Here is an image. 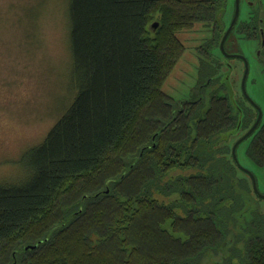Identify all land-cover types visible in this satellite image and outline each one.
<instances>
[{
  "label": "trees",
  "instance_id": "trees-1",
  "mask_svg": "<svg viewBox=\"0 0 264 264\" xmlns=\"http://www.w3.org/2000/svg\"><path fill=\"white\" fill-rule=\"evenodd\" d=\"M226 10V0H68L75 96L23 154L20 178L0 182V264H264L263 199L225 153L253 121L212 61L215 49L231 59L220 51ZM195 23L212 36L197 48V91L176 101L161 86L185 50L177 33ZM252 135L247 157L260 166L264 123Z\"/></svg>",
  "mask_w": 264,
  "mask_h": 264
},
{
  "label": "rangeland",
  "instance_id": "rangeland-1",
  "mask_svg": "<svg viewBox=\"0 0 264 264\" xmlns=\"http://www.w3.org/2000/svg\"><path fill=\"white\" fill-rule=\"evenodd\" d=\"M226 3L224 21L229 27L235 0H226ZM67 9L68 0H0V182L20 178L24 170L23 154L44 141L75 96L70 80L72 60ZM258 16L264 17V0H240L239 17L226 50L241 58L227 62L217 49L211 54L213 62H221L217 69L225 84L223 92L229 94L231 102H239L249 109L241 88L247 63L245 88L262 112L261 127L264 123V62L257 56L261 47L258 27L255 28ZM211 36L210 25L205 23H195L177 33L185 50L163 82V93L176 101L192 99L197 91L200 59L197 48ZM250 111L255 118V111ZM244 134L243 130L234 132L232 137L230 134V148L225 153L229 154ZM252 139L253 135L237 145L236 157L242 168L238 177L250 183L249 174H252L258 192L264 196V164L252 163L245 152ZM221 167L219 161L215 168L220 171ZM169 187L165 194L170 198L166 200L178 205V195L174 192L178 187ZM259 207L264 216V200L259 201Z\"/></svg>",
  "mask_w": 264,
  "mask_h": 264
},
{
  "label": "water",
  "instance_id": "water-1",
  "mask_svg": "<svg viewBox=\"0 0 264 264\" xmlns=\"http://www.w3.org/2000/svg\"><path fill=\"white\" fill-rule=\"evenodd\" d=\"M239 4H240V0H235V12H234V16H233V19L231 21V24L229 25V27L227 28L221 42H220V51L221 53L227 57V58H241V56L239 55H230V54H227L226 51H225V42L228 38V36L230 35V33L232 32L233 28L235 27V24L238 20V17H239ZM157 27V24H153V28H156ZM264 45V40H262V46ZM259 54V52H258ZM247 74H248V66H247V63L245 62V72H244V75H243V79H242V93L245 97V99L248 101V103L253 106L257 112H258V117L256 119V121L254 122V124L252 125V127L243 135V137L232 147V150H231V154H232V158H233V161L234 163L236 164V166L242 170L239 162H238V159L236 157V148H237V145L239 143H241L242 141H244L245 139H247L249 136H251L254 131L258 128L259 124H260V121H261V118H262V112L260 110V108L250 99V97L248 96L247 92H246V88H245V81H246V77H247ZM251 180H252V185H253V189H254V192L255 194L260 198V199H263L264 200V196L261 195L258 190H257V187H256V184H255V180L252 176V174H249Z\"/></svg>",
  "mask_w": 264,
  "mask_h": 264
},
{
  "label": "flooded vegetation",
  "instance_id": "flooded-vegetation-1",
  "mask_svg": "<svg viewBox=\"0 0 264 264\" xmlns=\"http://www.w3.org/2000/svg\"><path fill=\"white\" fill-rule=\"evenodd\" d=\"M248 102V101H247ZM250 105V104H249ZM252 107V109L255 111V113H256V115H255V118H254V116L252 115V113H251V111L250 110H247V109H244V111H242V115L244 116L245 115V118L244 119H248V120H253L252 121V123L249 125V127L251 128L252 127V125L254 124V122L256 121V119H257V117H258V112H257V110L253 107V106H251ZM247 120V121H248ZM246 128V129H244L243 130V133H246L250 128ZM239 131H240V129H239Z\"/></svg>",
  "mask_w": 264,
  "mask_h": 264
},
{
  "label": "bare ground",
  "instance_id": "bare-ground-1",
  "mask_svg": "<svg viewBox=\"0 0 264 264\" xmlns=\"http://www.w3.org/2000/svg\"><path fill=\"white\" fill-rule=\"evenodd\" d=\"M229 61V60H228ZM232 97V96H231ZM229 98H230V96H229ZM232 98H234V97H232ZM236 143V142H235ZM249 148V147H248ZM232 150V149H231ZM245 152H247V151H245ZM236 154H237V152H236ZM249 159V158H248ZM252 161V160H251ZM253 163V162H252ZM221 176H222V174H220ZM77 213V212H76Z\"/></svg>",
  "mask_w": 264,
  "mask_h": 264
}]
</instances>
